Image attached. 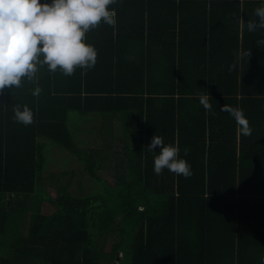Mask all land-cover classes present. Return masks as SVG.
<instances>
[{"label": "trees", "instance_id": "obj_1", "mask_svg": "<svg viewBox=\"0 0 264 264\" xmlns=\"http://www.w3.org/2000/svg\"><path fill=\"white\" fill-rule=\"evenodd\" d=\"M262 3L116 0V24L86 33L92 68L64 75L45 65L34 81L0 90V264H259L264 29L241 20ZM23 106L28 125L15 119ZM115 120L122 171L104 179ZM154 134L179 145L191 176L153 171ZM91 142L101 146L84 150ZM55 150L80 174L47 172Z\"/></svg>", "mask_w": 264, "mask_h": 264}, {"label": "clouds", "instance_id": "obj_2", "mask_svg": "<svg viewBox=\"0 0 264 264\" xmlns=\"http://www.w3.org/2000/svg\"><path fill=\"white\" fill-rule=\"evenodd\" d=\"M116 0H0V90L20 87L24 80L34 81L40 67L48 71L58 69L72 75L77 67L90 69L96 64L97 49L86 42V33L101 22L116 24ZM254 19L246 24L249 32L264 29V3L254 9ZM264 43V41H259ZM40 91L39 87L35 92ZM205 109L211 108L207 97L201 99ZM230 114L250 134V127L242 109H232ZM15 119L28 125L33 113L27 107L15 109ZM159 147V151L155 149ZM147 148L157 153L153 158V171L163 170L192 175L191 165L180 156L178 144H167L154 134ZM264 264V256L259 258Z\"/></svg>", "mask_w": 264, "mask_h": 264}, {"label": "rangeland", "instance_id": "obj_3", "mask_svg": "<svg viewBox=\"0 0 264 264\" xmlns=\"http://www.w3.org/2000/svg\"><path fill=\"white\" fill-rule=\"evenodd\" d=\"M115 141H114V148L112 151H108V155H109V164L107 166L106 170H103L99 173V176L101 178H108V179H113L115 177V173H116V169H120V171H122V167H118L119 165V158L122 157V138L120 137V135L118 134V129L116 128L115 130ZM120 137V138H118ZM84 140V138H82ZM94 139V138H93ZM99 145L95 144L92 145L91 143H86L83 146V149L88 151L89 148H97ZM104 148V147H103ZM52 159H49V163L47 165V168H49L47 172H62L65 170H73L76 171L77 174H80V172L82 171V167L80 166V163L78 161H76V159L72 158L71 156H68L67 154L62 155L61 152L59 150H55L52 153ZM124 174H125V170H123ZM81 178L83 179V181L85 182V184L87 185V187L89 188H98V184H92L91 183V179L86 178V176H81ZM101 188V187H100ZM45 208L47 209V206H45ZM45 209V210H46ZM44 211V209H43ZM111 247V244H107L106 246V250H109Z\"/></svg>", "mask_w": 264, "mask_h": 264}, {"label": "crops", "instance_id": "obj_4", "mask_svg": "<svg viewBox=\"0 0 264 264\" xmlns=\"http://www.w3.org/2000/svg\"><path fill=\"white\" fill-rule=\"evenodd\" d=\"M107 126H108L109 129L107 130V127H106V132H104V134H105L104 135L105 136V139H104L105 140V144L104 145H105V149L107 150L106 152L108 153L109 150L112 151L113 148H114L113 144H114V141H115V138H116L115 137L116 128L118 129V134L122 138V141H123V132H122V129H121L122 127H121L120 123L117 122L116 120L113 121V125L112 126L110 124H108ZM110 127H112V128L110 129ZM95 136L96 135L92 136V138L95 139ZM120 137H118V138H120ZM99 138H102V137L100 136ZM99 146H101V145H99ZM122 147H123V143H122ZM121 153H122V150H121Z\"/></svg>", "mask_w": 264, "mask_h": 264}]
</instances>
